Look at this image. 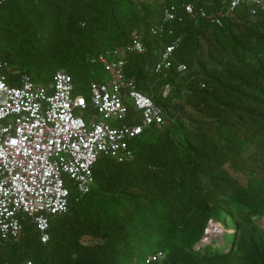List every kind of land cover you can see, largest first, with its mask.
<instances>
[{
    "label": "trees",
    "instance_id": "16d2710c",
    "mask_svg": "<svg viewBox=\"0 0 264 264\" xmlns=\"http://www.w3.org/2000/svg\"><path fill=\"white\" fill-rule=\"evenodd\" d=\"M229 1L0 3V59L42 86L64 71L76 94L86 95L91 82L105 79L91 60L122 50L136 31L145 50L126 56L125 77L165 112L163 124L131 143V159H97L93 187L77 201L71 190L67 213L49 219L47 242L29 220L18 241L0 238V264H141L152 239L180 244L192 264H219L227 249L246 243L219 197L264 201V14L251 16L242 5L222 15L220 25L195 13L149 33L161 24L164 8L192 4L214 14ZM175 39L170 69L156 73L160 53ZM165 85L169 93L162 98ZM213 217L224 224V247L210 242L193 249ZM247 240L252 251L245 263L264 264V243Z\"/></svg>",
    "mask_w": 264,
    "mask_h": 264
},
{
    "label": "built area",
    "instance_id": "2783aa9c",
    "mask_svg": "<svg viewBox=\"0 0 264 264\" xmlns=\"http://www.w3.org/2000/svg\"><path fill=\"white\" fill-rule=\"evenodd\" d=\"M242 5L248 7L251 16L264 14V0H230L214 14L186 4L181 10L164 8L161 24L149 33L157 35L166 24L181 22L183 15L194 18L195 13L220 25L222 15L228 16ZM178 44L179 39H175L163 49L153 68L156 73L170 69ZM144 50L140 35L134 31L122 50L115 49L92 59L91 63L101 66L105 79L91 82L86 95L74 93L72 79L64 71L56 72L50 83L42 86L17 66L0 59V238L3 241H18L23 236L24 222L29 220L41 242H47L49 219L67 213L71 190L77 201L93 187L92 167L97 159L105 156L118 163L131 159V143L144 129L165 122V112L154 104L152 97L125 77L126 56L140 55ZM184 71L185 65L177 66V72ZM168 93L167 85L159 90L162 98ZM130 109L138 116L137 120L130 116ZM154 255L162 257L160 252ZM145 263L150 264V260Z\"/></svg>",
    "mask_w": 264,
    "mask_h": 264
},
{
    "label": "rangeland",
    "instance_id": "374dc122",
    "mask_svg": "<svg viewBox=\"0 0 264 264\" xmlns=\"http://www.w3.org/2000/svg\"><path fill=\"white\" fill-rule=\"evenodd\" d=\"M224 199L226 205L231 209L234 217L240 223L242 233L246 238V243L232 247L225 252L226 256L219 264H246L245 257L251 254V241H248L249 236L253 241L264 243V201L256 202L253 198H242L236 200L232 197H219ZM231 229L227 230L229 232ZM224 224L217 218L213 217L206 228L205 235L200 242L192 248L199 250L200 247L214 242V246L224 247ZM260 244V243H259ZM229 248L228 244H226ZM181 245L173 243L168 246L159 244L156 239L149 241L143 250L142 263L146 264L147 259L150 264H192L188 257L186 258L185 251L181 249ZM223 251V250H222ZM162 253V257L158 258L154 254Z\"/></svg>",
    "mask_w": 264,
    "mask_h": 264
}]
</instances>
